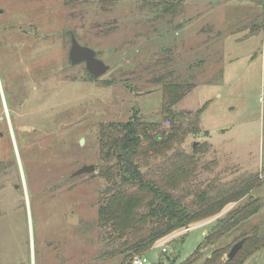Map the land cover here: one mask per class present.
Wrapping results in <instances>:
<instances>
[{
  "label": "rangeland",
  "instance_id": "rangeland-1",
  "mask_svg": "<svg viewBox=\"0 0 264 264\" xmlns=\"http://www.w3.org/2000/svg\"><path fill=\"white\" fill-rule=\"evenodd\" d=\"M74 37L110 66L104 75L71 62ZM184 82L195 88L174 109L205 106L201 132L183 144L199 148L194 183L260 174L258 212L193 263L219 250L222 264L254 231L264 241V0H0V264H129L98 257L107 181L97 169L72 175L100 163V123L134 114L161 122L164 86ZM163 159L151 160L154 171ZM216 217L168 241L164 254L153 246L149 264L184 262ZM244 258L264 264V246Z\"/></svg>",
  "mask_w": 264,
  "mask_h": 264
},
{
  "label": "trees",
  "instance_id": "trees-1",
  "mask_svg": "<svg viewBox=\"0 0 264 264\" xmlns=\"http://www.w3.org/2000/svg\"><path fill=\"white\" fill-rule=\"evenodd\" d=\"M194 88L192 82L164 86L161 122L143 121L134 114L127 121L100 123L96 169L107 181L98 205V223L104 230L99 234L103 243L100 259L117 255L131 259L148 253L164 238L217 216L213 230L179 263L193 264L203 255V246L215 243L260 209L259 198L251 194L260 184L259 173H245L229 181L214 178L205 185L194 183L199 148L190 154L183 144L188 136L201 132L205 106L197 111L174 109ZM165 123L169 129L164 128ZM160 156L164 159L154 171L150 162ZM246 196L245 204L221 214ZM245 237L236 256L227 257L222 264H243L245 255L264 246L257 231ZM219 257L215 250L204 264H216ZM163 259L158 264L178 261L177 257L169 263Z\"/></svg>",
  "mask_w": 264,
  "mask_h": 264
},
{
  "label": "water",
  "instance_id": "water-1",
  "mask_svg": "<svg viewBox=\"0 0 264 264\" xmlns=\"http://www.w3.org/2000/svg\"><path fill=\"white\" fill-rule=\"evenodd\" d=\"M73 45L70 50V60L73 64L78 62H85L87 69L91 75L94 77H100L106 73L109 69V65H107L104 61L97 57V53L94 49L81 45L78 43L74 37ZM84 139L82 140V143ZM197 145V142L194 144V147ZM96 171L95 164H86L81 166L78 170H76L72 177L80 176L85 173H92ZM79 218L77 216H67V222L69 224L77 225L79 223ZM244 244V240H241L233 245L227 257L232 259L236 256L238 251L242 248ZM61 264H67L66 260L63 258Z\"/></svg>",
  "mask_w": 264,
  "mask_h": 264
},
{
  "label": "built area",
  "instance_id": "built-area-1",
  "mask_svg": "<svg viewBox=\"0 0 264 264\" xmlns=\"http://www.w3.org/2000/svg\"><path fill=\"white\" fill-rule=\"evenodd\" d=\"M194 226L189 227V228H185L182 231L176 232L175 234L164 238L163 240L159 241L157 243L158 246H162V252H167V248L165 246V244L170 241L171 239H173L174 237L178 236L181 233H185L188 232L189 230H191ZM129 264H149L148 259H147V255L145 254H135L129 261Z\"/></svg>",
  "mask_w": 264,
  "mask_h": 264
}]
</instances>
